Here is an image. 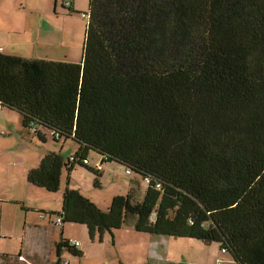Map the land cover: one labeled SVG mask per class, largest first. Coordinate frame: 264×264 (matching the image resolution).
I'll return each instance as SVG.
<instances>
[{
  "label": "trees",
  "instance_id": "trees-1",
  "mask_svg": "<svg viewBox=\"0 0 264 264\" xmlns=\"http://www.w3.org/2000/svg\"><path fill=\"white\" fill-rule=\"evenodd\" d=\"M86 15L79 62L0 52V103L41 140L78 146L48 152L32 184L59 191L80 166L99 187L93 153L147 187L103 209L68 177L55 222L84 224L94 241L134 219L264 264V0H89ZM57 246L55 264L64 249L82 253Z\"/></svg>",
  "mask_w": 264,
  "mask_h": 264
},
{
  "label": "crops",
  "instance_id": "crops-1",
  "mask_svg": "<svg viewBox=\"0 0 264 264\" xmlns=\"http://www.w3.org/2000/svg\"><path fill=\"white\" fill-rule=\"evenodd\" d=\"M3 42L4 44H0L2 53L31 59H47L43 54L36 55V53L25 49L18 42L10 39ZM42 135L43 140L34 133L33 129L25 127L22 115L18 111L0 105V168L4 164H18L19 167L16 169L17 177L4 175L6 178H3L1 173L4 171L0 170V239H14L13 245L18 246L10 250L6 245L3 247L0 244V264H55L59 258L57 244L63 238L68 239L70 244L82 253L74 255L68 250H62L60 254L62 264H65V261L68 264H183L188 262V258L185 256L188 250L187 242L172 236L141 232L135 228L134 219H130L119 229L112 232L106 231L102 235V240L96 236L93 241L87 232L86 234L83 232L81 235L67 234L66 227L70 222L56 224L55 216L58 214L53 212L60 211L62 203L59 206L47 204L39 207H32L33 205L28 204L24 195L13 189L16 180L27 177L28 171L38 167L48 152L60 151L63 153L64 150V144L57 145L59 143L50 139L48 133L42 131ZM36 139L38 142L35 141ZM49 140L52 141L50 143L53 147L48 146ZM41 141L43 144H47V147L45 150L37 151L35 142L40 143ZM71 154L73 153L64 155ZM95 163L98 165L91 166H99L102 171H106L109 165L106 164L108 162L103 163L99 156ZM125 173L126 176L121 181H117L115 190L105 197L104 206L94 197L83 193L101 208L107 209L114 196L125 195L129 191L134 192L135 195L137 194L134 191L136 183L141 181L140 184H143L140 176L129 173L128 170H125ZM132 174L134 177L131 176ZM26 187L32 191L33 187L38 186L29 182L27 178ZM70 187L73 186L70 184ZM145 190L142 191V198ZM33 208H39V210L36 211ZM42 213H45L46 217H41ZM71 225L85 226L80 223H71ZM73 239L79 240L80 245L72 243ZM191 247H193L192 243ZM205 248V246H199L196 250L203 252L202 249ZM219 254L217 252L212 254L211 264H214L218 257L222 258V264H236L230 254H223L221 251ZM71 255L76 258L73 259Z\"/></svg>",
  "mask_w": 264,
  "mask_h": 264
},
{
  "label": "rangeland",
  "instance_id": "rangeland-1",
  "mask_svg": "<svg viewBox=\"0 0 264 264\" xmlns=\"http://www.w3.org/2000/svg\"><path fill=\"white\" fill-rule=\"evenodd\" d=\"M71 2L72 5H68L66 0H0V44H4L3 41L10 39L36 55L43 54L47 59L81 61L89 0H71ZM69 7H72L74 11H70ZM35 141L38 142L37 139ZM36 142L35 149L37 151L46 149L47 144H43L42 141ZM50 142L52 141L49 140L48 146L53 147ZM60 144L57 145L60 146ZM62 144H64V154L74 153L78 147L76 142L71 139ZM97 157L98 155L90 154V165L97 164L95 163ZM106 164L109 165L107 170L103 171L99 187L94 185L95 175L89 169L77 166L70 174L63 173L59 191L50 192L42 187H33L34 189L31 191L26 187L27 177L22 180L18 178L13 189L23 194L26 202L33 205L32 207L47 204L59 206L62 203L63 190L69 177L71 186L80 188L82 192L94 197L104 206L105 197L115 190L117 181H121L126 176L125 170H127L126 167L118 163L108 162ZM18 168V164H4L0 170L4 171L1 173L3 178L17 177L15 174ZM131 176L134 177L133 174ZM140 183L141 181L134 187V191L137 193L135 200H141L142 191L146 189L144 180L143 184ZM33 209L39 210V208ZM68 224L67 234L81 235L83 232L88 234L86 226L76 227L71 223ZM178 240L188 244V250L185 253L188 262L183 264H211L212 254L214 252L219 254L221 251L217 243L205 244L194 238H179ZM14 242V239H0V244L3 247L6 245L10 250L18 247L13 245ZM191 243L193 247L190 248ZM199 246L206 248L202 249L203 252L197 251L196 248ZM71 257L76 258L73 255Z\"/></svg>",
  "mask_w": 264,
  "mask_h": 264
},
{
  "label": "built area",
  "instance_id": "built-area-1",
  "mask_svg": "<svg viewBox=\"0 0 264 264\" xmlns=\"http://www.w3.org/2000/svg\"><path fill=\"white\" fill-rule=\"evenodd\" d=\"M66 3L68 4V5H70L71 4V0H66ZM2 51V47H0V52ZM0 105H1V103H0ZM73 158V157H72ZM85 162H88V160L86 159L85 160ZM128 172L129 173H132L131 172V170H128ZM150 181V179H146V182H149ZM41 217H46V214L45 213H42L41 214ZM62 223V220H61V218H59V217H57L56 218V224H61ZM72 243H74L75 245H80V241L79 240H76V239H73L72 240ZM223 251H225V249H223ZM221 262H222V260H221V258H217V262H216V264H221ZM65 264H68V262L67 261H65L64 262Z\"/></svg>",
  "mask_w": 264,
  "mask_h": 264
}]
</instances>
